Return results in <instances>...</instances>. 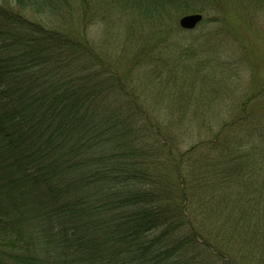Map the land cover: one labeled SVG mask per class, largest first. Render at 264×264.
I'll return each instance as SVG.
<instances>
[{
  "label": "trees",
  "instance_id": "trees-1",
  "mask_svg": "<svg viewBox=\"0 0 264 264\" xmlns=\"http://www.w3.org/2000/svg\"><path fill=\"white\" fill-rule=\"evenodd\" d=\"M173 1L107 0L139 24L120 73L87 34L99 3L0 0V264H264V87L182 150L131 76L169 49L168 83L198 53L156 29Z\"/></svg>",
  "mask_w": 264,
  "mask_h": 264
},
{
  "label": "rangeland",
  "instance_id": "rangeland-1",
  "mask_svg": "<svg viewBox=\"0 0 264 264\" xmlns=\"http://www.w3.org/2000/svg\"><path fill=\"white\" fill-rule=\"evenodd\" d=\"M91 1L99 3L102 14L100 23L94 20L87 29L93 52L103 57L106 67L110 65L107 62L121 63L120 73L127 72L130 65L124 63H130L128 57L134 54L125 47L137 43L139 24H134L131 32L126 22L129 18L121 19L107 0ZM173 3L177 4L176 13L165 18V26L174 31L160 25L156 29L169 33L174 43L186 47L183 51L191 48L198 53L183 57L179 66H171L173 75L168 83L169 49L156 54L155 59L160 62L138 66L131 76L147 86L146 105L152 117L182 119L176 135L180 149L187 150L209 139L223 122L238 118L237 104L264 87V0H194V6L201 9L202 20L191 30L178 25L181 17L195 14L183 11L188 0ZM30 18L44 23L57 21L48 15L31 14ZM144 69L155 71L145 73ZM254 100L258 101L254 102L253 111L264 114V96L255 95L251 101ZM204 123L210 132L199 128Z\"/></svg>",
  "mask_w": 264,
  "mask_h": 264
},
{
  "label": "water",
  "instance_id": "water-1",
  "mask_svg": "<svg viewBox=\"0 0 264 264\" xmlns=\"http://www.w3.org/2000/svg\"><path fill=\"white\" fill-rule=\"evenodd\" d=\"M202 20V16L200 14H192L183 16L179 19L178 25L182 29L191 30L196 27Z\"/></svg>",
  "mask_w": 264,
  "mask_h": 264
}]
</instances>
